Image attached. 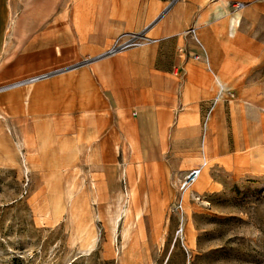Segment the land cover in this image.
Listing matches in <instances>:
<instances>
[{
    "label": "rangeland",
    "instance_id": "1",
    "mask_svg": "<svg viewBox=\"0 0 264 264\" xmlns=\"http://www.w3.org/2000/svg\"><path fill=\"white\" fill-rule=\"evenodd\" d=\"M179 1L168 0L156 23L164 20V25L176 24L166 20ZM253 3L235 0L230 12ZM31 11L20 15L12 32L15 76L0 80V264H264V168L240 174L223 160L240 147L236 141L242 136L243 113H249L254 139L264 137V52L256 49L252 71L240 75V95L224 90L201 112L183 111L177 102L169 137L181 135L177 126L180 113H198L199 145H173L171 140L167 144H146L145 140L153 141V137L147 136L145 123L142 176L135 168L140 161L134 159L128 144H117L111 154L121 150L124 157L110 161L96 158L97 145H90L87 159L78 166V160L65 161L57 156L40 120L8 111L6 105L12 85H25L35 78L86 64L89 55L96 58L97 53L85 52V42L75 30L87 17H62L63 58L45 68L40 62L20 57L26 49L27 53L39 51L40 36L44 35L39 30L44 17ZM109 17L91 18L102 21ZM240 27V36V32H254V41L264 44L263 17L245 12ZM196 32L191 26L180 39L183 36L199 44ZM132 33L148 37L144 45L131 49H139L142 56L157 57L159 71L172 70L182 56H206L204 47H200V53L191 52L186 45L178 46L175 38L165 37L167 34L165 38H153L146 31ZM7 66L1 63L0 70ZM175 98L179 101L178 96ZM214 113L218 117L209 132V119ZM206 133L214 141L209 150L204 146ZM262 157L264 164V152ZM157 162L164 163L165 177L155 176L151 167ZM205 162L209 167L206 181L201 187L195 182L182 191L181 183L192 169L199 168L200 177L204 175ZM132 186L136 187L135 203L129 195Z\"/></svg>",
    "mask_w": 264,
    "mask_h": 264
},
{
    "label": "crops",
    "instance_id": "2",
    "mask_svg": "<svg viewBox=\"0 0 264 264\" xmlns=\"http://www.w3.org/2000/svg\"><path fill=\"white\" fill-rule=\"evenodd\" d=\"M167 1L0 0V64L8 65L5 70H0V80L15 76L16 45L12 32L20 15L27 9L32 10V15L44 17L39 29L44 35L40 36L39 51L29 50L27 53L26 49L20 57L30 58L32 63L40 62L45 68L60 62L63 58L62 17L66 15L87 17L85 21L80 20L78 30H75L80 41L85 42V52L97 53L95 59L91 55L86 57V64L10 87L7 110L20 113L27 119L40 120V126L46 129L54 143L57 156L65 161L78 160V166L81 160L87 159L90 145H97L96 158L110 161L124 157L121 150L111 154L117 144H128L135 151L134 159L140 161L135 168L142 176L144 167L140 153H143L145 123L149 130L147 136L153 137V141L145 140L146 144L151 141L167 144L171 140L173 145L191 142L199 145L201 117L194 112H201L202 107L224 90L231 89L240 95L238 79L244 72L252 71L255 55L264 52V44L254 41L251 35L254 32L247 35L240 32L241 36L239 32L230 34L229 18L233 14L230 5L235 0H181L167 15V23L170 20L176 23L172 26L164 25V20L156 23L161 15L160 9ZM252 1V5L242 8V15L246 12L264 19V0ZM207 3L214 4L207 7ZM217 6L228 10L222 19L216 18ZM98 16L110 17L102 21L91 18ZM48 20L52 21L49 25ZM191 26L197 29L200 45L183 36L180 39L181 33ZM141 31L153 38H175L178 46L186 45L191 52L200 53V47H204L206 56L199 59L182 56L176 59L170 71H159L155 66L157 57L142 56L139 49L104 56L114 39L122 33ZM94 39L97 41L93 42ZM31 46L34 47L30 45L29 48ZM177 96L179 101L175 98ZM177 102L183 111L188 108L194 112L180 113L177 126L181 135L169 137ZM217 117L216 113L210 117L209 132ZM242 118V136L236 141L240 147L223 156V160L231 163L236 172L247 174L264 168V137L261 140L262 137L257 135L258 139H254L250 132L249 113H243ZM205 143V149L207 145L209 150L214 143L211 134L206 133ZM157 163L151 167L156 171L155 176L165 177L164 163Z\"/></svg>",
    "mask_w": 264,
    "mask_h": 264
},
{
    "label": "built area",
    "instance_id": "3",
    "mask_svg": "<svg viewBox=\"0 0 264 264\" xmlns=\"http://www.w3.org/2000/svg\"><path fill=\"white\" fill-rule=\"evenodd\" d=\"M238 6H243L242 4H238ZM149 40L148 37H146L142 33H125L120 36H118L116 39H114L112 45L109 47V49L104 53V56H110L115 55L118 53H121L123 51H126L131 48L140 47L146 43V41ZM45 76H41L38 78H35L32 81L39 80L41 78H44ZM202 170L199 168L192 169L186 176L183 182L181 183V190L186 191L189 187H191L201 176Z\"/></svg>",
    "mask_w": 264,
    "mask_h": 264
},
{
    "label": "bare ground",
    "instance_id": "4",
    "mask_svg": "<svg viewBox=\"0 0 264 264\" xmlns=\"http://www.w3.org/2000/svg\"><path fill=\"white\" fill-rule=\"evenodd\" d=\"M223 6H217V8H216V18H218V19H222V18H224L227 14H228V10H226V9H224V8H222ZM242 17H243V15H242V8L241 9H239V10H237L235 13H233L231 16H230V18H229V30H230V34L231 35H235L236 33H237V31H238V28L240 27V25H241V21H242ZM30 82V81H29ZM32 82V81H31ZM22 84V83H21ZM19 85V84H18ZM18 85H16V86H18ZM12 87H14L13 85H12ZM229 90H231V89H229ZM228 90V91H229ZM224 99V98H223ZM253 106V105H252ZM145 108V107H144ZM118 111V110H117ZM120 111V110H119ZM118 111V112H119ZM153 120V119H152ZM129 123V122H128ZM136 123V122H135ZM152 123H154L153 121H152ZM131 124V123H130ZM129 124V125H130ZM126 125V124H125ZM134 125V124H133ZM157 125V124H156ZM122 127H123V125H121ZM121 127V128H122ZM131 127V126H130ZM127 129H128V127H126ZM135 128H137V126L135 127ZM141 128V127H140ZM127 129H124V130H127ZM132 129H133V127H132ZM138 129V128H137ZM123 131V130H122ZM127 131H129V129L127 130ZM134 131V130H133ZM174 132V131H173ZM134 133V132H133ZM129 134V133H128ZM174 134V133H173ZM137 135V134H136ZM135 136V135H134ZM91 137V136H90ZM197 137V136H196ZM137 138V137H136ZM190 138V137H189ZM185 139V138H184ZM1 140V139H0ZM35 140V139H34ZM152 140V139H151ZM157 140V139H156ZM175 140V139H174ZM137 141V140H136ZM140 141V140H139ZM138 142V141H137ZM137 142H136V145H137ZM152 142V141H151ZM140 143V142H139ZM0 144H2V143H0ZM10 144V143H9ZM8 144V145H9ZM155 144V143H154ZM6 145V144H5ZM12 145V144H11ZM20 145V144H19ZM31 145H33V144H31ZM156 145V144H155ZM154 145V146H155ZM149 146V145H148ZM9 147V149H10V146H8ZM7 147V148H8ZM15 147V146H14ZM20 147V146H19ZM135 147H137V146H135ZM157 147V146H156ZM139 148H141V147H139ZM5 149V148H4ZM18 149V148H17ZM11 150H12V148H11ZM140 150V149H139ZM149 150H151V149H149ZM152 150H154V149H152ZM8 151V150H7ZM148 151V150H147ZM158 151V150H157ZM9 152V151H8ZM12 152H14V151H12ZM45 152V151H44ZM135 152V151H134ZM142 152V151H141ZM152 152V151H151ZM154 152V151H153ZM159 152V151H158ZM2 153V152H1ZM6 153V152H5ZM148 153H150V152H148ZM12 154V153H11ZM16 154H17V152H16ZM45 154V153H44ZM140 154H142V153H140ZM156 154V153H155ZM159 154V153H158ZM12 155H14V154H12ZM5 157H6V155H5ZM15 157V156H14ZM2 158H4V157H2ZM16 158V157H15ZM146 158V157H145ZM23 159V158H22ZM139 159H140V157H139ZM42 161H44V160H42ZM51 162V161H50ZM9 163H10V160H9ZM13 163V162H12ZM205 164V167H204V170H203V172H204V175L202 176V177H199L200 179H198L197 181H196V186L197 187H201L202 186V184L206 181V173L208 172V169H209V167L207 166V164H206V162L204 163ZM32 168V167H31ZM46 171L48 170V169H45ZM45 172V171H44ZM45 174V173H44ZM191 193V191H188L187 192V195L189 196V194ZM61 195V194H60ZM133 199H134V203H135V198H137V194H136V187H134V186H132V189H131V194H129ZM52 197V196H51ZM128 201V200H127ZM65 202V201H64ZM48 203H49V201H48ZM66 207V206H65ZM50 208V207H49ZM65 210V209H64ZM124 212V211H123ZM125 213H127V211L125 212ZM64 214V213H63ZM140 215V214H139ZM137 216V215H136ZM60 219V218H59ZM93 241H95V240H93ZM131 255V254H130ZM131 258L130 259H133L134 258V256L133 255H131L130 256ZM136 257V256H135ZM125 258V257H124ZM131 264H132V262H131ZM136 264H138V263H136Z\"/></svg>",
    "mask_w": 264,
    "mask_h": 264
}]
</instances>
